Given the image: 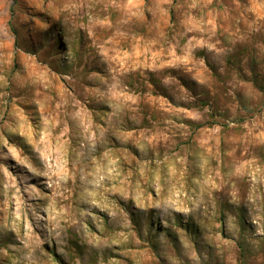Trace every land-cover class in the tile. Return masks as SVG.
Segmentation results:
<instances>
[{"label": "rangeland", "instance_id": "1", "mask_svg": "<svg viewBox=\"0 0 264 264\" xmlns=\"http://www.w3.org/2000/svg\"><path fill=\"white\" fill-rule=\"evenodd\" d=\"M0 264H264V0H0Z\"/></svg>", "mask_w": 264, "mask_h": 264}]
</instances>
